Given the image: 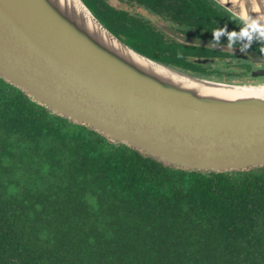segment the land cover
I'll list each match as a JSON object with an SVG mask.
<instances>
[{
	"label": "trees",
	"instance_id": "16d2710c",
	"mask_svg": "<svg viewBox=\"0 0 264 264\" xmlns=\"http://www.w3.org/2000/svg\"><path fill=\"white\" fill-rule=\"evenodd\" d=\"M82 1L115 36L144 35L166 60L147 24L107 0ZM119 1L178 15L167 0ZM175 2L184 23L219 29L206 6ZM0 264H264V165L201 173L165 164L0 78Z\"/></svg>",
	"mask_w": 264,
	"mask_h": 264
},
{
	"label": "water",
	"instance_id": "95a60500",
	"mask_svg": "<svg viewBox=\"0 0 264 264\" xmlns=\"http://www.w3.org/2000/svg\"><path fill=\"white\" fill-rule=\"evenodd\" d=\"M213 1L230 14L240 10ZM0 78L68 121L165 164L201 173L264 165V83L211 81L153 61L82 0H0Z\"/></svg>",
	"mask_w": 264,
	"mask_h": 264
},
{
	"label": "flooded vegetation",
	"instance_id": "af4514ba",
	"mask_svg": "<svg viewBox=\"0 0 264 264\" xmlns=\"http://www.w3.org/2000/svg\"><path fill=\"white\" fill-rule=\"evenodd\" d=\"M167 1H171L169 4L177 7V12H175V14L177 13L178 15L176 18H173L170 14L165 15L164 18L159 17L150 10L136 4L128 5L120 2L119 0H107L108 4L119 10H123L128 15L135 17L136 19H139V21L147 24L152 32L158 34L160 36H158L159 38L162 37V42L165 43V61L162 56H160L161 53L159 51H153L151 48L146 47L142 41L144 35L132 37L123 35L116 37L131 49L139 52L140 54L142 53V55H145L148 58L150 57L151 60H159L158 63H165L163 64L165 66L206 80L247 85L264 83V62H255L253 57L250 55V53H253L258 58L264 59V53H261L260 50L261 47H264V45L254 41L251 47L246 49L244 52H241L239 41L236 46L229 49L227 48V36H221L219 45L211 46L213 31L205 33L200 31L201 28L198 24L190 25L189 23H184L183 18L179 15L180 13H183L180 4L175 2L179 0ZM196 1L199 5L206 6L214 14L219 15L223 19L222 23H217L219 29L226 26L228 31H239L238 22L233 19L232 15L228 11L215 3L213 0ZM113 2L118 3V5H113ZM136 6L142 10L143 14H131L127 9V7L132 8ZM177 37H183L194 42L185 43L177 39ZM127 39H130L131 43ZM187 45L195 47L194 49L203 47L205 48V53L207 55H197L198 51L195 52V50H192L191 47L187 49ZM210 51H212V54ZM157 56H160L161 59H158ZM182 62L189 63V66L184 68L179 64ZM220 63L223 68H215V64L219 65ZM230 67H233L234 71L224 69Z\"/></svg>",
	"mask_w": 264,
	"mask_h": 264
},
{
	"label": "clouds",
	"instance_id": "9594fccd",
	"mask_svg": "<svg viewBox=\"0 0 264 264\" xmlns=\"http://www.w3.org/2000/svg\"><path fill=\"white\" fill-rule=\"evenodd\" d=\"M226 3L231 2L235 7L239 5V12L232 10V16L239 24V31H228L227 27L213 31V39L211 46L219 45L221 36H227V48L231 49L240 42V51L244 52L252 46L253 42L264 45V13H262L257 0H250L251 9L245 6V0H225ZM264 2V0H262ZM250 11L257 13L255 17L250 15ZM261 53H264V47H261Z\"/></svg>",
	"mask_w": 264,
	"mask_h": 264
},
{
	"label": "rangeland",
	"instance_id": "374dc122",
	"mask_svg": "<svg viewBox=\"0 0 264 264\" xmlns=\"http://www.w3.org/2000/svg\"><path fill=\"white\" fill-rule=\"evenodd\" d=\"M113 5H118V3L116 2H113L112 3ZM128 11L131 13V14H143L142 10L139 9L137 6L136 7H127ZM154 22V21H153ZM215 68H218V69H221L223 68L221 66V63L219 65L215 64ZM225 70H228V71H234L233 70V67H230V68H224Z\"/></svg>",
	"mask_w": 264,
	"mask_h": 264
}]
</instances>
